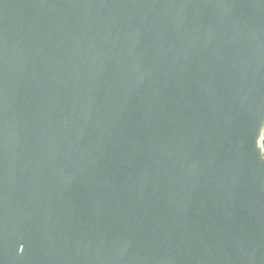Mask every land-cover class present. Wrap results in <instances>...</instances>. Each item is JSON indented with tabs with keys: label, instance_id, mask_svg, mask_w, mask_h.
Listing matches in <instances>:
<instances>
[{
	"label": "water",
	"instance_id": "water-1",
	"mask_svg": "<svg viewBox=\"0 0 264 264\" xmlns=\"http://www.w3.org/2000/svg\"><path fill=\"white\" fill-rule=\"evenodd\" d=\"M263 118L264 0H0V264H264Z\"/></svg>",
	"mask_w": 264,
	"mask_h": 264
},
{
	"label": "bare ground",
	"instance_id": "bare-ground-1",
	"mask_svg": "<svg viewBox=\"0 0 264 264\" xmlns=\"http://www.w3.org/2000/svg\"><path fill=\"white\" fill-rule=\"evenodd\" d=\"M264 131V118L261 120L259 128L257 130L255 141H254V150L257 157V163H264V144L262 133ZM264 198V195H263Z\"/></svg>",
	"mask_w": 264,
	"mask_h": 264
},
{
	"label": "rangeland",
	"instance_id": "rangeland-1",
	"mask_svg": "<svg viewBox=\"0 0 264 264\" xmlns=\"http://www.w3.org/2000/svg\"><path fill=\"white\" fill-rule=\"evenodd\" d=\"M262 137H263V141H264V131H263V133H262Z\"/></svg>",
	"mask_w": 264,
	"mask_h": 264
}]
</instances>
